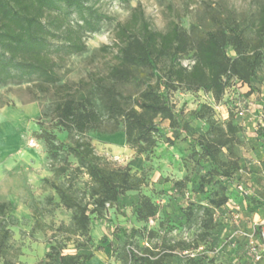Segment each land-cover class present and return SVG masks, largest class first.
Listing matches in <instances>:
<instances>
[{"label": "rangeland", "instance_id": "rangeland-1", "mask_svg": "<svg viewBox=\"0 0 264 264\" xmlns=\"http://www.w3.org/2000/svg\"><path fill=\"white\" fill-rule=\"evenodd\" d=\"M87 5L111 20L104 22L99 32L84 33L86 51L83 53L67 55L62 51L53 57L61 78L58 87H70L68 93L77 99L94 95L98 84L108 80L109 71L118 62L116 26L127 23L139 7L153 30L165 32L175 22L193 41L217 29L222 20L238 25L250 39L264 27V0H92ZM53 16L55 14L48 16L45 22ZM68 24L78 30L82 22L74 13L68 18ZM53 43L57 48L62 42ZM228 52L236 57L231 48ZM182 62L187 67L193 65L190 57ZM149 83L154 84L155 80L148 72L135 71V79L130 84L117 88L129 99L137 97ZM58 87L41 86L37 81L0 87V203H12L10 215L19 222L13 231L15 244L23 254L19 259L21 264H44L51 241H64L57 228L70 223V212L59 207L52 215L40 219L43 230L31 233L35 220L29 204L43 203L49 195L54 196L55 203L60 202L47 181L54 179L66 154L60 153L54 159L37 138L41 133L39 125L54 132L61 141L69 137L57 124L55 107L66 96V91ZM253 89V94L248 97L249 88L234 80L220 103L204 92L180 89L173 93L171 102L176 113L191 130L175 141L169 123L159 120L158 144L150 154L140 156L131 150L122 127L115 134L89 132L88 138L106 168L130 169L133 174L145 178L146 186L139 193L126 195L124 209L109 208L104 222L92 216L90 244L84 248L75 247L83 240L74 238L63 244L64 253L93 254L95 258L84 264H126L124 259L128 249H150L161 255L171 253L173 258L167 264H183L187 259L183 254L186 251L203 258L205 264H264V258L257 262L250 252L251 242L259 248L264 244V141L261 136L264 129V65ZM204 106L213 109L214 120L219 126L225 127L232 120L240 128V169L232 175L236 188L233 185L228 190L232 202L215 210L216 225L210 236L202 240L203 210L197 208L190 220L186 211L190 202L210 207L209 201L202 199L197 190L202 172L192 160L194 149L190 144L209 132V123L196 118V113ZM74 139L82 138L75 135ZM68 161L69 169L78 167L73 156L68 157ZM186 177L189 179L186 189L181 191L174 187ZM88 182L85 175H80L77 180L81 189L86 188ZM217 192L216 187L211 197L214 198ZM140 195L150 197L159 207L157 216L147 223L137 221L134 215L133 208ZM118 228L128 233L135 228L138 234L129 242L123 236L118 238ZM242 231L250 235L255 233L253 239H240ZM210 242L222 248L220 255L208 250ZM185 245L190 248L184 250L182 246ZM172 247H176L174 251H170Z\"/></svg>", "mask_w": 264, "mask_h": 264}, {"label": "trees", "instance_id": "trees-1", "mask_svg": "<svg viewBox=\"0 0 264 264\" xmlns=\"http://www.w3.org/2000/svg\"><path fill=\"white\" fill-rule=\"evenodd\" d=\"M90 1L0 0V87L34 81L41 86L58 87L61 78L56 71L54 55L62 51L67 55L83 53L86 51L84 33L99 32L101 25L111 20L93 6H88ZM74 13L82 22L78 30L68 24V18ZM53 14L55 16L45 22ZM116 40L118 62L108 73L109 83H99L94 95L79 99L68 93L70 87H58L66 91V96L55 107L57 124L68 133V139L61 141L54 132L39 125L41 133L37 138L45 144L49 154L57 159L63 153L66 158L63 166L56 170L54 179L47 181L60 202L55 203L54 196L49 195L43 203L34 201L29 204L35 220L31 233L43 230L40 219L52 215L59 207L71 214L70 223L62 224L56 230L63 234L64 241H51L44 264L90 262L95 258L93 254H67L63 244L80 238L83 241L75 247H87L91 242L92 216L104 222L109 208L124 209L126 195L139 193L146 186L145 178L133 174L130 169L106 168L88 138L89 132L115 134L122 127L131 150L140 156L150 154L158 144L159 120L169 123L175 141L191 130L176 113L171 102L173 93L180 89L204 92L220 103L235 80L249 88L246 95L249 97L264 65V27L254 39H250L238 25L227 20L220 21L217 29L205 37L193 41L190 34L175 22L165 32L153 30L139 7L127 23L117 24ZM54 41L62 42L61 46L55 48ZM229 48L236 57L229 54ZM188 57L193 60L191 67L182 62ZM135 71L148 72L155 83L147 84L137 97L126 99L117 87L130 84L135 79ZM196 118L209 123L208 134L190 141V144L194 149L192 160L202 172L197 190L202 199L209 201L210 207L190 202L186 216L188 220L193 219L197 208L203 210V240L210 236L216 225L215 210L232 202L228 190L236 186L232 175L240 169V128L232 120L225 127L219 126L214 120L213 109L207 106L196 113ZM74 134L82 139L75 140ZM261 136L264 141V129ZM70 156L76 159L78 167L69 169ZM80 175L87 176L89 180L84 189L77 184ZM188 181L186 177L176 182L174 187L182 191ZM216 187L218 192L213 198L211 194ZM235 209L238 210L237 207ZM12 211V203H0V264H21L19 259L23 254L15 244L13 231L19 222L10 215ZM133 211L137 221L147 223L157 216L159 207L150 197L140 195ZM118 233L119 239L123 236L131 242L138 230L132 228L128 233L118 228ZM215 237L217 239L218 235ZM239 238L248 237L239 233ZM207 247L215 255L222 253V248L211 242ZM175 248H170V251ZM182 248L187 250L190 247L185 245ZM216 251L220 252L217 254ZM172 258L171 253L161 255L150 249H128L124 262L167 264ZM183 264L205 263L203 258L187 257Z\"/></svg>", "mask_w": 264, "mask_h": 264}, {"label": "built area", "instance_id": "built-area-1", "mask_svg": "<svg viewBox=\"0 0 264 264\" xmlns=\"http://www.w3.org/2000/svg\"><path fill=\"white\" fill-rule=\"evenodd\" d=\"M240 188V187H239ZM240 190H242L240 188ZM231 202V201H230ZM240 235L241 236H245V237H248L249 239H253V235H250V234H247L245 232H240ZM250 252L251 254L255 257V260L257 262L261 261L263 258H264V244H263V247L262 248H259L257 247L254 242H251L250 243ZM220 251H216V253L218 254ZM186 257H194L193 254L189 253V251H186L183 253Z\"/></svg>", "mask_w": 264, "mask_h": 264}]
</instances>
